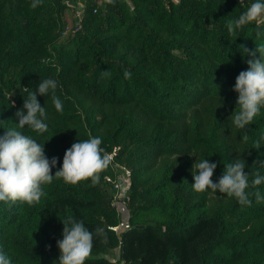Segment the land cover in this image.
<instances>
[{
    "label": "trees",
    "instance_id": "1",
    "mask_svg": "<svg viewBox=\"0 0 264 264\" xmlns=\"http://www.w3.org/2000/svg\"><path fill=\"white\" fill-rule=\"evenodd\" d=\"M32 2L0 0V136L16 129L36 140L57 158L52 175L73 143L98 137L129 171L127 198L123 212L111 205V164L97 184L54 177L36 204L0 201V253L11 264H59L61 221L73 216L93 235L84 264H264V200L245 206L191 186L202 159L217 164L213 182L238 157L250 185L255 170L264 175L252 165L264 160V107L243 130L231 122L235 79L251 58L239 46L264 43V16L232 35L226 27L255 0ZM77 2L81 14L60 41ZM49 78L62 112L51 91L38 94L48 131L17 129L16 111ZM255 191L264 196V184L246 189ZM121 222L128 227L109 229Z\"/></svg>",
    "mask_w": 264,
    "mask_h": 264
},
{
    "label": "clouds",
    "instance_id": "2",
    "mask_svg": "<svg viewBox=\"0 0 264 264\" xmlns=\"http://www.w3.org/2000/svg\"><path fill=\"white\" fill-rule=\"evenodd\" d=\"M38 4L39 0H33L30 7L35 9ZM261 16H264V0H255L237 19L227 22L229 35L235 34ZM259 35L257 33L258 37ZM239 48L242 55L247 54L251 58L246 61L247 70L241 71L235 79L233 91L237 93V99L231 122L236 129L243 130L264 107V43L256 45L251 51L244 45ZM109 75L108 70L101 72L102 77ZM124 75L125 78H130L131 73L125 72ZM57 87V81L49 78L40 81L35 91L29 92L22 108L15 113L18 118L17 129L27 126L38 134L48 131V125L44 122L47 119L46 109L38 102L37 95L45 96L51 91L55 109L62 112V102L55 96ZM248 139L245 133L242 140L247 142ZM101 143L102 140L98 137L73 143L65 151L60 169L52 175L51 170L56 166L57 158L49 160L44 154L43 146L30 136L16 129L7 130L0 136V201L36 204L44 195L42 185L52 183L54 177L68 184L89 179L93 184L99 183V174L110 164L112 167H121L112 163V157L100 147ZM259 148L260 141L257 140L253 143V149ZM252 165L264 168V160L253 161ZM216 167L217 164L210 163L208 159L195 162L197 171L192 173L191 184L194 191L204 192L211 189L230 198L234 197L239 204L245 206L250 205V196H255L257 202L264 200L259 191L246 192L250 186L256 188L264 184V175L258 169L251 173L254 178L250 185L249 173L245 171L243 159L238 157L234 163L224 165L222 175L217 182H213ZM61 223L62 239L57 241L59 264H84L92 250V233L84 226L83 221L76 220L73 216H68ZM0 264H11V259L0 253Z\"/></svg>",
    "mask_w": 264,
    "mask_h": 264
},
{
    "label": "built area",
    "instance_id": "3",
    "mask_svg": "<svg viewBox=\"0 0 264 264\" xmlns=\"http://www.w3.org/2000/svg\"><path fill=\"white\" fill-rule=\"evenodd\" d=\"M116 153V149H113L111 153H109V155L112 157V160L115 156ZM111 160V161H112ZM114 171L116 173V171H119L118 174H116V176H114V178H110V177H106L105 181L109 184L110 188L113 190V196H112V201H111V205L115 206L116 208L119 207L120 211L123 212V206H124V200L127 198V194H126V190H127V185H128V176H129V171L125 168L122 167H118L117 166H113ZM121 178L126 177V181H124V186L120 183H118V181ZM117 198H120L122 201L121 202H116L115 200ZM128 225L125 222H121L119 223L117 226L114 227H110L109 229L117 232L119 231V229L123 228H127Z\"/></svg>",
    "mask_w": 264,
    "mask_h": 264
},
{
    "label": "rangeland",
    "instance_id": "4",
    "mask_svg": "<svg viewBox=\"0 0 264 264\" xmlns=\"http://www.w3.org/2000/svg\"><path fill=\"white\" fill-rule=\"evenodd\" d=\"M81 3L80 2H77L75 7L73 8L72 5L70 9H68L65 13V16L63 18V28L64 29V35H62V38L60 41H63L65 39V34L67 33V30L70 29V27L72 26H75V20L77 18H79L80 14H81ZM118 168V167H117ZM124 181H126V177L124 178H121L120 177V180L118 181V183L122 184L124 186Z\"/></svg>",
    "mask_w": 264,
    "mask_h": 264
},
{
    "label": "water",
    "instance_id": "5",
    "mask_svg": "<svg viewBox=\"0 0 264 264\" xmlns=\"http://www.w3.org/2000/svg\"><path fill=\"white\" fill-rule=\"evenodd\" d=\"M107 229V225L104 224L103 227H102V234L104 233V231Z\"/></svg>",
    "mask_w": 264,
    "mask_h": 264
}]
</instances>
